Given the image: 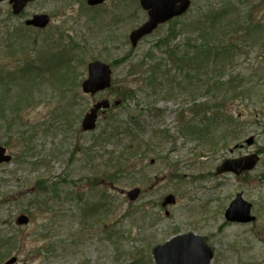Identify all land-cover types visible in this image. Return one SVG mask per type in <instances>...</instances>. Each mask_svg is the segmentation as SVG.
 <instances>
[{"label":"rangeland","instance_id":"1","mask_svg":"<svg viewBox=\"0 0 264 264\" xmlns=\"http://www.w3.org/2000/svg\"><path fill=\"white\" fill-rule=\"evenodd\" d=\"M41 13L51 17L45 29L26 25ZM146 20L139 0L97 7L38 0L17 16L9 2L0 4V66L13 71L30 57L42 69L27 107L13 111V92L11 103L0 105V145L13 157L0 166V264L13 256L30 264H155L152 248L185 232L205 236L213 264H264V0H192L185 15L133 47L130 33ZM165 42L181 57V71L164 53ZM232 43L240 50L227 51ZM155 59L168 66L160 80L144 81ZM93 60L109 63L114 80V90L95 98L81 87ZM141 60L148 63L139 71L145 77L135 69ZM68 66L76 73L60 87L55 81ZM126 89L137 93L123 102ZM100 98L119 104L94 131H82ZM199 105L209 111L197 116ZM135 115L140 125L129 132L121 125ZM189 123L206 124L207 134L188 131ZM249 137L254 146L246 145ZM138 143L119 179L104 182L124 161L125 146ZM258 150L261 161L248 177L217 173L225 159ZM135 187L142 193L131 202L122 191ZM238 192L253 203L254 223L226 220ZM168 194L177 202L162 207ZM92 206L94 215L83 217ZM21 214L30 222L18 224Z\"/></svg>","mask_w":264,"mask_h":264},{"label":"water","instance_id":"2","mask_svg":"<svg viewBox=\"0 0 264 264\" xmlns=\"http://www.w3.org/2000/svg\"><path fill=\"white\" fill-rule=\"evenodd\" d=\"M4 0H0L2 2ZM36 0H10L13 13L20 14L29 2ZM106 0H88L89 5H98ZM142 7L148 11L149 19L143 25L133 30L130 34V40L135 47L139 41L146 35L151 34L160 24L167 22L173 17L182 15L191 5V0H140ZM50 22V16L47 14H36L33 18L27 20L28 25L45 28ZM113 70L112 67L101 60H94L88 64V76L82 83L83 92L95 95L112 86ZM111 107L109 99H103L94 104L82 120V130L91 131L97 126L99 110L104 112ZM103 112V113H104ZM254 137L246 140L248 145L254 143ZM12 157L7 154L5 147L0 145V164L11 161ZM260 160L257 153L225 160L218 168L219 173L233 172L240 175L245 171L253 170ZM141 189L134 188L128 192L131 200H136L140 195ZM175 195H168L163 202V206L174 204ZM252 204L243 199L242 194L232 202L227 210V218L230 221L248 222L255 218L250 215ZM28 216L19 217V223H27ZM153 254L156 264H211L213 250L207 244L204 237L195 233L181 234L173 237L164 244L153 248ZM17 261L16 257L11 258L4 264H13ZM22 264H29L24 262Z\"/></svg>","mask_w":264,"mask_h":264},{"label":"trees","instance_id":"3","mask_svg":"<svg viewBox=\"0 0 264 264\" xmlns=\"http://www.w3.org/2000/svg\"><path fill=\"white\" fill-rule=\"evenodd\" d=\"M21 44H23L22 45V50H21V52H22V51L26 50V46H24V43H21ZM164 46H165L164 48H166L164 53L167 54L168 58H173L174 59V62L176 64L175 66H177L178 69L181 71L183 69V68H181L182 65L180 63L181 57H179L177 55L176 50H174L172 46L170 47L167 42H165ZM200 47L205 48L203 50V53H206L207 52L206 48L209 47V46L208 45H203V46H200ZM229 48L232 49L233 46H230ZM229 48L227 49V51L230 50ZM16 52H17V48L13 44L8 47L7 54L12 56V55H16ZM210 54L211 53L209 52V56L206 58L209 61H210ZM127 57H129V54L127 56L122 57V59H119V62L120 61H125L127 59ZM156 60L157 59H155V62L152 65H150L149 68L146 70L149 73L148 77H145L146 76V71L145 70L139 72L143 67H146L148 65V63L147 62L145 63L144 60H141V61H139L136 64L137 66H136L135 69H137V73H139L143 77H145L144 81L150 80L152 83H155L157 80L161 79V77L158 76V72L163 71L162 69L167 68L168 65L164 64L162 62V60H161V62H158ZM209 61L205 60V62H209ZM188 66H190V64H188ZM38 68H39V70L37 72ZM72 69L76 73V68H73V67L71 68L70 66H68L67 71L64 72V74H62V77L58 81H55V82L61 83L60 87L66 85V88H67L68 84L71 83V80H72L71 70ZM41 70H42L41 67H37L35 65V62L32 65L30 57L25 59L20 64L18 63V66L13 71H6L5 69H3L2 66H0V105H3V103L6 104V105H9V103H11V102L7 99V95L13 92V102H12L13 111L17 112V110H20V109H22L24 107H27L31 103V100H32L31 99V87L36 86V88H38V87L41 86L38 83V77H41L39 75V74H41ZM76 76H77V74H76ZM76 76H74V78ZM49 78H50L49 81H51V77H49ZM12 86L13 87L16 86L17 89H14ZM136 93L137 92L134 89L122 90L120 92V97H121L120 100H122L123 102H126L128 99L133 98L136 95ZM198 107L201 110H200L199 113L198 112L196 113L197 116H201V114L205 115V113L207 111H209L208 110L209 109L208 106L199 105ZM8 108H11V107L8 106ZM193 111L195 112V108H194ZM2 118L5 119L4 116H2ZM204 118L208 119L205 116H204ZM125 124H126V128L128 129V131L132 132L133 129H134V128L130 127L132 124L134 125V127L136 125H140L139 116L138 115H135L134 117L131 116L130 120H126L125 122L122 123L121 126H124ZM187 129H188V131H191V132H193L195 134H200V135H205L208 132L206 124L203 127L202 126L198 127L196 125H191L189 123L188 126H187ZM140 147H141L140 143H138L135 146V148L133 147V145L127 144L125 146V148L123 149V151L121 152V156H120V159H123L124 161L116 162L113 165V169L114 170L113 171L110 170V173H106L105 172L106 174H104V175L106 177H108V178L104 182L112 181L113 179L115 181H117L119 179V177H120L119 174L123 173L124 167L127 166L129 164V162L132 160V157L134 155L133 152H135L138 149H140ZM129 149L130 150L133 149L134 151H131L130 154L127 156V151ZM116 158L118 160L119 156L118 157L116 156ZM108 183H110V182H108ZM52 188H54V190L56 191L57 186L54 185V186H52ZM93 212H94V206H92L88 210H86L84 212V214H83L84 215L83 217L86 216V218H87V216L94 215ZM86 218H84V219H86Z\"/></svg>","mask_w":264,"mask_h":264}]
</instances>
